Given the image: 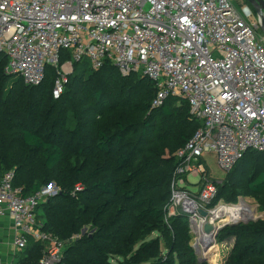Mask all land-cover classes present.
I'll return each mask as SVG.
<instances>
[{"label":"built area","instance_id":"2783aa9c","mask_svg":"<svg viewBox=\"0 0 264 264\" xmlns=\"http://www.w3.org/2000/svg\"><path fill=\"white\" fill-rule=\"evenodd\" d=\"M251 6L231 0H0V56L7 59L5 72L27 85H40L47 67L55 68L54 98L63 94L74 64L89 59L93 69L111 62L123 76L151 80L153 108L171 96L187 100L200 127L178 152L167 217L187 214L196 231L195 222L207 219L200 210L210 216L216 209L211 205L221 182L206 157L213 155L229 172L248 151L264 154L263 25ZM15 176L10 170L0 180V218L13 220L14 248L25 249L33 238L43 248L38 264H66V242L46 231L36 213L55 188L25 196Z\"/></svg>","mask_w":264,"mask_h":264},{"label":"trees","instance_id":"16d2710c","mask_svg":"<svg viewBox=\"0 0 264 264\" xmlns=\"http://www.w3.org/2000/svg\"><path fill=\"white\" fill-rule=\"evenodd\" d=\"M6 63L0 56V180L7 171H15L14 185L25 196L39 192L48 181L59 185L60 193L40 203L36 213L46 231L66 242V264H114L116 255L123 258L120 264L150 260L154 261L149 264H160L164 255L159 239H146L155 230L162 233L169 254H176L179 264H209L198 262L187 215L167 217L178 152L200 127L187 100L171 96L153 108V82L140 73L123 76L111 62L97 70L75 63L63 94L54 98L55 68L47 67L45 80L32 86L7 74ZM135 90L145 94L138 103L130 97ZM138 106L152 116L141 118L142 124L128 116ZM154 111L162 115L159 126L148 121L155 117ZM132 134H139V140L127 147L123 140ZM166 147L173 153L165 154ZM116 149L120 150L115 155ZM255 159L259 162L264 154L248 151L227 172L211 207ZM124 170L129 171L125 182L133 185L121 190L117 174ZM254 176L249 193L260 194L264 171L255 169L250 179ZM78 184L85 188L77 195ZM142 189L157 196L137 198ZM120 191L124 200L115 202ZM89 225L97 228L95 235L84 232ZM218 236L221 241L235 239L224 264H264V220L227 226ZM42 252L41 244L29 241L17 262L38 264Z\"/></svg>","mask_w":264,"mask_h":264},{"label":"rangeland","instance_id":"374dc122","mask_svg":"<svg viewBox=\"0 0 264 264\" xmlns=\"http://www.w3.org/2000/svg\"><path fill=\"white\" fill-rule=\"evenodd\" d=\"M231 1H233L234 3L239 4V5H241L242 2H245V0H231ZM251 7L253 8L254 11H256L253 6H251ZM253 21H255V20L253 19ZM258 36L261 39L264 38V28L263 27L259 28ZM87 65L91 67V62L89 59H84V61H82L80 63L81 67H86ZM50 73H52L53 78H55V72L50 70ZM52 87L53 86L51 85L50 89H52ZM144 96H145V94L143 93V90H135V91L130 93V97H131L132 101H135L136 103H138V101H140L142 98H144ZM137 105H139V104H137ZM149 114H150V112H143L141 110L140 106H138V110H134L132 108V111L128 116L133 118L134 120H136V122H138L139 124H142L139 122V120L141 118L146 119L147 117H152ZM152 114L155 115V117L152 120L149 119L148 121H151L152 124L156 123L159 126V123L162 120L161 113L160 112L158 113V111H156V112L154 111ZM158 129L159 128H157L156 130H158ZM139 136H140L139 134H137V135L132 134L130 136H125L123 141H125V143L128 147L130 145V143L132 142V140H134V141L139 140ZM119 150L120 149H116L114 154L116 155L119 152ZM177 152L178 151L175 152V155ZM170 153H173V150L169 147H166L165 148V154L168 155ZM248 162H247L246 167L243 171V175H239V176H236L233 178L231 185L229 187H225V192H226L225 197L222 200H220L215 207H213L214 209L215 208L217 209L219 207V205L224 204V203L230 204V205H237V204L245 203V204L249 205L252 208V211H254L255 217H251L250 219H252V220H250L247 223H240V224H248L250 222H255L259 219L264 220V192H262L260 194H250L249 193V191H250L249 183L252 182L256 177V176H254V178L250 179V176H251V174H253V171L255 169H258V173L260 171H264V159H260L259 162L257 159H255L253 161L250 160ZM206 163H207L208 167L210 168L209 171H210V174L212 175V177H214L216 179H221L220 184L222 183V181L224 183L227 172L219 166L216 158L213 155H208L206 157ZM137 164H138V162H135V165H137ZM128 172H129L128 170H124V171H121L117 174V177L119 179L118 180L119 185L123 187L121 190H123L127 187H131L133 185V184H130V183L128 184L125 182V179L128 178ZM188 180L191 182H196L198 180V178L190 176ZM50 186L54 187L55 190L49 194V197L55 196L58 193H60L61 188L55 182L48 181V183L43 188H49ZM189 187L191 189L196 188V186H193V185H189ZM84 188H85L84 185L78 184L76 186V188L74 189V193H77V195H78L80 192L83 191ZM241 193H243V194H241ZM146 195H149V196L156 195V192H152L149 190L142 189V190H140V194L137 196V198H142V197H145ZM228 198H233L234 201L231 202L228 200ZM106 199H107V197L100 198L99 203L105 201ZM122 200H124V197L122 195V191H120L118 193V195L114 198V201L115 202H122ZM80 201H83V200L80 199ZM167 210H168V208H167ZM40 213H41V209L38 211V214H40ZM214 214H215V212H214ZM214 214L212 213L208 217L209 219H211V222L216 227H218L219 225H222V224L224 225V222L222 220L216 219L214 217ZM209 219H208V221H209ZM188 220H189V217H188ZM189 223H190V221H189ZM84 232H87L89 235L92 236V235L96 234L97 228L94 229L92 227V225H89L85 229ZM190 234L192 235L191 245L193 246V248L197 254V257L200 258L202 253L198 251L199 248L201 247V245H198V242H200L203 239L204 234H202V237L197 240L198 233L193 229L192 225L190 226ZM161 237H162V233L158 230H155L146 238L149 241H151L152 239H159L161 252H163V255H164L163 259L160 260V261H162L160 264H162V263L179 264L180 262H179L177 255L176 254H174V255L169 254V250H168V247L166 245V242ZM210 243H211V241H210ZM210 243H209V245H210ZM212 243H214V245L208 249V251H209L208 255L210 256V258L208 259L209 262L211 264H224V262L228 258L230 251L233 249V247L235 245V239H227L225 241H221L219 239V236H217L216 238H214V236H212ZM138 245L139 244H136L135 248H137ZM112 260H113L114 264H120L119 261L123 260V258L116 255L112 258ZM153 261L154 260H150V262L149 261L148 262H142L140 264H149Z\"/></svg>","mask_w":264,"mask_h":264},{"label":"bare ground","instance_id":"6f19581e","mask_svg":"<svg viewBox=\"0 0 264 264\" xmlns=\"http://www.w3.org/2000/svg\"><path fill=\"white\" fill-rule=\"evenodd\" d=\"M214 212H215V214H214ZM212 213L214 214V217L216 219L222 220L224 222V224L234 223V222H239V221H245V220L250 219L251 217H255V213H254V211H252V208L245 203L237 204V205H230V204L224 203V204H221ZM208 217L206 220H204V222L206 221V222L213 224L211 222V219H209ZM208 219H209V221H208ZM204 222L201 224L195 222V229H196V232L198 233V239L202 237V234H204L203 239L200 242H198V245H201V247L199 248V252H201L202 254H204V253L208 254L209 251H206V250H208L209 248H211L214 245V243H212V236H214V235L206 234L203 231ZM222 225H219V226L221 227ZM210 241H211V243H210ZM209 243H210V245H209ZM207 246H209V247H207Z\"/></svg>","mask_w":264,"mask_h":264},{"label":"crops","instance_id":"0c3cea01","mask_svg":"<svg viewBox=\"0 0 264 264\" xmlns=\"http://www.w3.org/2000/svg\"><path fill=\"white\" fill-rule=\"evenodd\" d=\"M210 169V168H209ZM15 230L13 220L9 215L0 218V264H18L21 251L14 248ZM35 241L30 239V243ZM36 242V241H35Z\"/></svg>","mask_w":264,"mask_h":264},{"label":"water","instance_id":"95a60500","mask_svg":"<svg viewBox=\"0 0 264 264\" xmlns=\"http://www.w3.org/2000/svg\"><path fill=\"white\" fill-rule=\"evenodd\" d=\"M256 10L257 14L260 16L261 20H262V25L264 28V0H247ZM200 213L202 215L203 218H207L209 216V213L206 210H200ZM252 219H248L245 221H239V222H234V223H226L224 225H222L221 227H216L213 224L206 222L204 224V232L206 234H212L214 235V238H216L218 236V234L227 226H236L239 225L240 223H247ZM216 241V240H215ZM209 247V246H207ZM208 251V250H206ZM210 256L208 254H202L200 258H198V262L200 263H209V259Z\"/></svg>","mask_w":264,"mask_h":264}]
</instances>
